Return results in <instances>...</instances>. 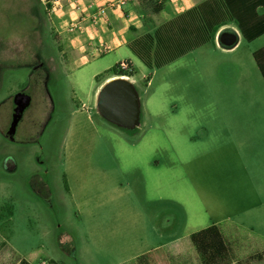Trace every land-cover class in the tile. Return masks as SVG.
<instances>
[{
	"label": "rangeland",
	"instance_id": "374dc122",
	"mask_svg": "<svg viewBox=\"0 0 264 264\" xmlns=\"http://www.w3.org/2000/svg\"><path fill=\"white\" fill-rule=\"evenodd\" d=\"M24 1L18 19L17 0H0V23L2 7L10 13L0 24V34L14 24L16 29L20 24L22 32L32 30ZM39 10L42 40L51 47L43 56L54 59L48 72L51 78L42 86L25 69L13 71L0 91V264H17L22 258L31 264H133L132 255L167 242L169 234L183 235L211 224V219L235 214L244 202H260L258 189L244 185L248 179L240 160L231 151L226 154L222 130L234 120L225 116L223 99L212 91L205 72L198 74L202 79L189 82L177 63L147 73L134 65L139 123L133 130L120 128L94 107L104 84L95 96L93 92L98 83L95 75L110 68L115 59L129 57V51L112 50L96 57L87 52V61L74 66L62 56L59 46L68 43L52 34L42 3ZM123 25L111 18L102 36L127 32ZM74 34L81 42L71 46L98 44L97 34L90 29ZM145 76H150L149 83ZM44 86L50 98L44 96ZM22 90L29 93L31 103L9 137L5 132L11 122L12 98ZM77 108L81 112L72 113ZM164 123H194L211 130L208 137L215 152L206 185V195L212 193L207 196L208 212L195 203L197 199L205 203V197L192 194L188 184L175 183L172 172L148 169L154 159L161 164L157 126ZM158 175L169 179L168 192L160 199L153 191L161 181ZM255 221L257 226L244 227V237L260 238L263 249L264 221ZM114 237L124 239L122 252L114 246ZM252 262L264 264V259Z\"/></svg>",
	"mask_w": 264,
	"mask_h": 264
},
{
	"label": "crops",
	"instance_id": "0c3cea01",
	"mask_svg": "<svg viewBox=\"0 0 264 264\" xmlns=\"http://www.w3.org/2000/svg\"><path fill=\"white\" fill-rule=\"evenodd\" d=\"M115 1L63 0V6L55 9L49 16L45 0H25V5L28 7L26 9L27 17L33 20L32 30L22 32L20 24H18V29L14 24L13 27L9 25L8 31L0 34V91L3 82L11 76L7 75L13 71L21 72L25 69L27 74H30L29 77L32 79L33 76H36V82L42 86L48 78H51L48 76V72L54 68V59L52 56H43V52H48L51 47L46 46L42 40L43 32L38 27L40 3L45 6L47 17L51 20L52 34L56 35L58 40L62 37L61 40L68 43V46L62 44L59 46L62 56L63 54L66 56L67 62L72 60L74 66L87 61V52L92 57H96L112 50L116 52L127 49L130 53L127 52L129 57L115 59L113 63L116 64L121 60L130 63L133 75L128 79L132 83L135 75L134 65L144 67L143 69L147 73L148 70L154 71L171 63H177L176 68H180V71L187 74L189 82L197 80L198 74L205 72L206 82L212 91L215 94H220L223 99L225 116H231L234 120L232 124H227V122L224 131L222 130L223 137L226 138L224 145L226 154L231 151L233 156H237L240 160L244 175L248 179L244 185L245 187L252 185L255 189L257 188L256 196L260 201L252 205L244 202L235 214H228L220 219H211V224L219 227L228 247L230 261L227 264H253L254 258L263 260L264 248L262 249L261 246L262 241H258L261 239L245 238L244 227L257 226L258 222L255 220L264 221V80L252 56L254 50L264 46V33L248 41L233 21L220 23L216 26L217 20L224 12L222 0H163L160 4L156 3L158 0H131L124 4H115ZM109 2L114 4L110 6ZM22 3L23 0H17L19 13H15V18L20 19L23 14ZM104 5L107 6L105 15L100 16L95 24L86 22L85 29L82 31L90 29L94 34H97L98 44L90 46L91 41H89V46H71L76 43L80 44L81 38L74 32L65 29L69 20L81 15L87 16ZM259 10L261 11V9ZM2 15L3 19L0 24L4 25L10 18V13H6V7H2ZM111 18L121 24H126L121 29H126L127 32L119 33L120 30L116 32L115 36L111 35L108 38L102 36V32L107 29L106 25H109ZM214 26L217 29L213 32ZM146 35L153 37L151 46H144L148 43ZM143 43L145 44L143 45ZM101 45L107 46L108 50L97 53L95 48ZM147 50L148 53H146ZM142 54L144 57L141 56ZM162 55L175 57L171 61L155 67L153 65L155 58H160ZM113 63L108 66L112 67ZM110 68L102 74L95 75V80L98 83L93 92L94 96L101 85L115 77L113 73L108 72ZM147 77L150 80V76ZM147 77L145 76V78ZM200 79L202 78L198 77V80ZM45 87H43L44 96L50 98V92ZM214 88L217 90L215 91ZM188 98L190 100L191 95ZM81 106L87 109L85 103ZM94 107H96L95 102ZM190 109L187 107L186 110ZM78 112H81L80 108L72 111L74 114ZM157 128V151L161 154L162 161L159 164L157 159L152 160L148 163V169L155 168L156 172L160 169L168 170L169 174L172 172L175 183L188 184L187 187L192 194H201L205 197V203L201 199L195 200V203L200 202L201 207L208 212L207 196L212 193L206 195L208 192L206 185H208V170L215 152L210 146L208 137L211 130L206 126L199 127L194 123L171 125L164 123ZM158 176L161 181H157L153 191L160 199L165 198L164 194L168 192L169 179L164 175ZM202 183L205 185L204 190L201 188ZM247 220L250 222L247 223ZM165 221L168 223L171 219L167 218ZM197 230H189L177 237L169 234L170 239L167 242L154 245L137 255H132L131 260H135L136 257L154 247H161L170 264H202L190 239V234ZM112 241L116 243L114 246L119 252H122L126 247L124 239L120 240V238L114 237ZM133 264L135 263L133 262Z\"/></svg>",
	"mask_w": 264,
	"mask_h": 264
},
{
	"label": "trees",
	"instance_id": "16d2710c",
	"mask_svg": "<svg viewBox=\"0 0 264 264\" xmlns=\"http://www.w3.org/2000/svg\"><path fill=\"white\" fill-rule=\"evenodd\" d=\"M49 1V0H47ZM163 0H158L159 3ZM224 12L217 20L216 26L220 23L233 21L239 27L243 37L251 41L257 36L264 33V0H222ZM157 4V5H159ZM261 9V11L259 10ZM216 26L213 28L215 31ZM207 31L208 28L206 27ZM213 32L211 36L213 35ZM148 43L144 46H151L153 37L146 35ZM148 53V50L147 52ZM145 54V53H144ZM144 54L141 56L144 57ZM253 59L264 80V46L252 52ZM175 56L162 55L156 57L154 66H160L171 61ZM145 59V58H144ZM148 63L147 60H145ZM130 65V63L127 61ZM131 68V65H130ZM108 72L113 75H133L132 68L130 71L118 69V63L113 65ZM149 77L146 78V83ZM190 239L195 246L202 264H227L230 261L228 247L220 233L219 227L215 224L208 225L190 234ZM135 264H170L169 260L161 247H154L147 252L139 255L134 260ZM18 264H30L25 259H20Z\"/></svg>",
	"mask_w": 264,
	"mask_h": 264
},
{
	"label": "water",
	"instance_id": "95a60500",
	"mask_svg": "<svg viewBox=\"0 0 264 264\" xmlns=\"http://www.w3.org/2000/svg\"><path fill=\"white\" fill-rule=\"evenodd\" d=\"M11 122L6 135L11 137L15 127L29 106L31 97L25 90L17 92L13 98ZM96 108L108 122L129 130L139 123L140 103L134 84L128 78L114 77L104 83L96 97Z\"/></svg>",
	"mask_w": 264,
	"mask_h": 264
},
{
	"label": "built area",
	"instance_id": "2783aa9c",
	"mask_svg": "<svg viewBox=\"0 0 264 264\" xmlns=\"http://www.w3.org/2000/svg\"><path fill=\"white\" fill-rule=\"evenodd\" d=\"M71 1V0H67ZM131 0H116L115 4H124L126 2H129ZM46 4V10L49 14L58 8H61L63 6V0H45ZM114 3L109 2V5L112 6ZM106 5L100 6L97 8V10L93 11L91 14L85 16L81 15L77 18L69 20V22L66 24L65 29L69 32H82L85 29L86 22H90L92 24H95L98 22L100 16L105 15L106 13ZM108 50L107 46H98L95 48V51L97 53H102ZM118 69L122 71H130V65L127 63L126 60L118 62ZM115 77H122V78H129L127 75H115Z\"/></svg>",
	"mask_w": 264,
	"mask_h": 264
}]
</instances>
